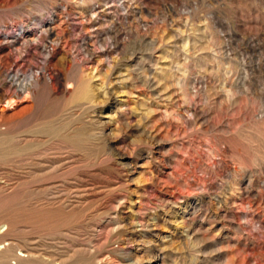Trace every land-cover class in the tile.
Here are the masks:
<instances>
[{
	"label": "rangeland",
	"instance_id": "rangeland-1",
	"mask_svg": "<svg viewBox=\"0 0 264 264\" xmlns=\"http://www.w3.org/2000/svg\"><path fill=\"white\" fill-rule=\"evenodd\" d=\"M6 228L0 264H264V0H0Z\"/></svg>",
	"mask_w": 264,
	"mask_h": 264
},
{
	"label": "bare ground",
	"instance_id": "bare-ground-1",
	"mask_svg": "<svg viewBox=\"0 0 264 264\" xmlns=\"http://www.w3.org/2000/svg\"><path fill=\"white\" fill-rule=\"evenodd\" d=\"M23 31L25 30L24 28L22 29ZM42 32V31H41ZM31 34V33H30ZM45 40L48 39V40H51L52 43L55 44V42H58V41H55L54 39H51L53 37V34L50 30H45ZM23 36V35H22ZM27 36L25 35L24 36V43L25 42H29L26 38ZM43 37V36H42ZM44 40V39H42ZM14 42V41H13ZM42 43V42H41ZM13 44V43H12ZM30 44V43H29ZM113 44V43H112ZM22 45V44H21ZM31 45V44H30ZM28 45V46H30ZM47 47V46H45ZM26 49V47H25ZM43 49V48H42ZM19 50V49H18ZM34 51H38V47H34L33 48ZM89 52V51H88ZM91 52V51H90ZM34 55L30 54L29 55V58H33ZM87 57V56H85ZM92 58V56H90ZM20 59H22V57H20ZM35 59V58H34ZM77 60V59H76ZM90 60V59H89ZM78 61V60H77ZM21 64L19 63H14V64H11L5 71V76H6V81L8 80V84L10 87H13L15 90H26V88L28 86H31L33 84H37L38 81L36 82L34 77H33V69L31 68L30 65H27V63L25 64L23 60H21ZM29 62V61H28ZM29 64V63H28ZM46 66V65H45ZM2 67V66H1ZM41 68V67H40ZM102 69V68H101ZM41 71L43 70L45 73V69H40ZM106 70V69H105ZM88 72V71H87ZM35 73V72H34ZM40 73V72H39ZM96 74H97V68H91V70L89 71V73H86V77L89 79V80H92L96 77ZM37 75V73H36ZM44 75V74H43ZM100 75V74H99ZM58 77V76H57ZM99 78V77H98ZM52 79V78H51ZM46 80V79H45ZM47 81V80H46ZM25 82V83H23ZM67 82V81H66ZM79 83V82H78ZM48 85V83H47ZM90 85V84H89ZM98 85V84H97ZM92 86V85H91ZM96 86V85H95ZM77 87H78V84H77ZM80 88V87H79ZM103 89V87H101ZM36 89V88H35ZM34 89V90H35ZM78 89V88H77ZM82 89V87L80 88ZM94 89V88H93ZM96 89V88H95ZM98 89V88H97ZM31 90V89H30ZM99 90V89H98ZM103 91V90H102ZM16 92V91H15ZM29 92V91H28ZM84 92V91H83ZM86 92V91H85ZM91 92V90H90ZM90 92L88 91L87 95L90 97V99L92 98ZM93 92V95H95L94 91ZM96 92V91H95ZM100 92V91H99ZM79 93V92H78ZM82 93V91H81ZM103 94H106L105 93V90H104V93ZM107 95V94H106ZM79 96H81L79 94ZM83 96V94H82ZM88 98V97H87ZM74 99V98H73ZM88 98V101L90 100ZM34 100V99H33ZM12 101V100H11ZM87 101V100H86ZM13 102V101H12ZM7 104L11 105L10 102H7ZM80 106V105H79ZM102 138V137H101ZM100 139V138H99ZM79 196V195H78ZM10 226V225H9ZM13 226V225H12ZM16 226V224L14 225ZM68 229V228H67ZM15 231V230H14ZM2 232V231H0ZM10 232L11 230H9L8 228H6V230L0 234V242H3L4 239L6 238H9L11 237L10 236ZM17 232V231H16ZM14 237V236H12ZM92 238V237H91ZM115 240V239H114ZM67 244V243H66ZM14 245V244H13ZM13 245H8L7 247L4 246L3 248V251H0V261L2 262H5L8 258L12 257L14 252H15V247ZM56 245V244H55ZM61 246V245H60ZM68 247V246H67ZM17 248V247H16ZM80 254V258L77 259L75 262H73L72 264H108L109 262L112 261V257L110 255L108 256H104L105 258H101V256L97 255L98 253H94V254H91L88 252L87 249L83 250L82 252L79 253ZM61 255V254H60ZM63 258V257H62ZM152 260H158L159 259V255L158 254H154L152 257ZM65 259V258H64ZM67 259V258H66ZM68 260V259H67ZM66 260V261H67ZM62 261H64L62 259ZM147 261V260H146ZM153 262V264H156L157 262ZM18 263L19 264H37L35 261H23L21 259H18ZM63 264V262H62Z\"/></svg>",
	"mask_w": 264,
	"mask_h": 264
}]
</instances>
